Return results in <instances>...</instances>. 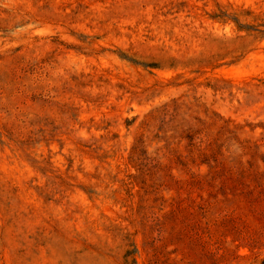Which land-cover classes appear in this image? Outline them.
<instances>
[{"label":"rangeland","instance_id":"rangeland-1","mask_svg":"<svg viewBox=\"0 0 264 264\" xmlns=\"http://www.w3.org/2000/svg\"><path fill=\"white\" fill-rule=\"evenodd\" d=\"M0 189V264H264V0H0Z\"/></svg>","mask_w":264,"mask_h":264},{"label":"bare ground","instance_id":"bare-ground-1","mask_svg":"<svg viewBox=\"0 0 264 264\" xmlns=\"http://www.w3.org/2000/svg\"><path fill=\"white\" fill-rule=\"evenodd\" d=\"M65 1H67V0H49V5L52 6L53 8H57V7L62 6L63 2H65ZM91 15L95 16V17L96 16H102V13L100 11H97L94 8L91 11ZM2 194L3 193H1V189H0V215L3 214L4 210H8V211H22V212H25V213L28 212V208L25 205H15L14 207H6V206L4 207V203L2 202ZM20 195L22 196V200L23 201L27 200V202H28L29 196H28L27 192L21 191ZM22 228H24L26 230H32L35 227H33V224L31 222H29V223L25 222V223L22 224Z\"/></svg>","mask_w":264,"mask_h":264}]
</instances>
